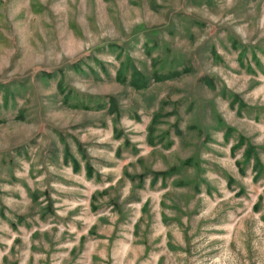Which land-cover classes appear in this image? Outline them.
<instances>
[{
    "label": "rangeland",
    "instance_id": "1",
    "mask_svg": "<svg viewBox=\"0 0 264 264\" xmlns=\"http://www.w3.org/2000/svg\"><path fill=\"white\" fill-rule=\"evenodd\" d=\"M255 156L264 0H0V264H264Z\"/></svg>",
    "mask_w": 264,
    "mask_h": 264
},
{
    "label": "trees",
    "instance_id": "2",
    "mask_svg": "<svg viewBox=\"0 0 264 264\" xmlns=\"http://www.w3.org/2000/svg\"><path fill=\"white\" fill-rule=\"evenodd\" d=\"M74 67L76 69H78L79 68V64L76 63L74 65ZM103 69H104V67H103ZM78 70H80V69H78ZM124 71H125V65H123V67H121V69H119L117 71V77L116 78H117L118 81L122 82V80L126 79V74H124ZM46 75L49 76V77H54V73H46ZM129 76H130L129 77V84L131 86H133L135 89L145 88V86L148 84V79L145 76H143L142 73L139 70H137L136 68H132V70L129 73ZM155 76H156L157 79H162V78H164L165 76H168V75H157L156 74ZM62 84H63L62 80L61 81L59 80L58 88H59V91L64 93V98H65V101H66V100H68L69 95H68V92H66L65 88L62 86ZM7 100H8V95L6 94L4 103H7ZM234 103H235V97L231 101L232 105ZM106 104H107V107L110 109L109 111H111V112L119 110L118 102H117V100L114 97H108V100L105 103V105ZM237 104L239 105V108H240V105H242L243 102L240 101L239 98H238ZM77 105H79V104L76 103L73 106H77ZM105 105H101V106H105ZM79 106H81V105H79ZM157 121H158V116L155 115L153 117L151 125H150L151 129L153 128L154 124L157 123ZM244 141L246 142L245 137L244 136H240L239 141H238L239 142L238 145H241ZM251 153H252V149L251 148H249V149L247 148L245 150V156H246L247 160L250 159ZM69 157H70V160L73 163V169L77 170L79 168V164L77 163V161L70 154H69ZM67 158H68V155L66 157V160H67ZM239 164H240V161L238 162V165ZM252 169L254 171L253 178L255 180H257L259 177H261V174H262L263 169H264L263 164H262L259 156L258 157L255 156L254 157V162L252 164ZM86 171H87V174L90 176L92 174L93 169H92L91 166L87 165L86 166ZM161 174H164V173H161Z\"/></svg>",
    "mask_w": 264,
    "mask_h": 264
}]
</instances>
